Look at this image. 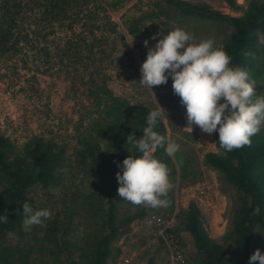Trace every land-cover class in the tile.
Returning <instances> with one entry per match:
<instances>
[{"label":"trees","instance_id":"obj_1","mask_svg":"<svg viewBox=\"0 0 264 264\" xmlns=\"http://www.w3.org/2000/svg\"><path fill=\"white\" fill-rule=\"evenodd\" d=\"M126 1L0 0V59L6 62L17 53L27 56L31 53L34 66L27 67L32 71L28 78L31 83H35L38 78L35 73L42 65L52 66L48 61L53 54L44 31L49 25L66 19L72 24L80 19L91 37L90 41L77 34L64 37L56 44L52 57L64 68L69 87L79 96L76 99L79 114L71 133L75 140L72 152L67 154L65 140L55 135L32 133L18 142L0 129V215L7 214L9 219L0 223V264H112L110 260L121 253L117 240L134 221L143 219L149 210L171 213L175 209L174 184L186 177L190 182L196 181L197 171L191 169L187 157L179 151L169 157L164 148L158 147L154 157L170 169L171 205L159 209L135 206L118 195L120 184L116 174L122 173L118 165L129 156L142 155L127 144V137L130 133L138 139L142 137L147 116L156 110L116 94L95 65L105 55L106 45L114 40L109 39L110 33L118 32L117 23L106 9H117ZM224 2L231 9L238 6L236 0ZM148 21L152 26L161 24L156 42L176 28L183 29L189 21L227 24L231 29L221 37V48L233 58L232 66H240L251 74L256 81L257 96L264 95V45L258 41V35H264V0H248L238 15L223 12L205 0H156L150 9L124 20V26L128 34L138 37L146 32L142 27ZM95 29H99L96 34ZM245 52L254 53L255 59L245 56ZM39 55L43 58H38ZM142 57L145 61L147 54ZM36 58L41 63L37 64ZM86 61L92 63L90 70H87L90 64L79 68ZM26 62L27 57L23 58L24 66ZM6 65L7 71L14 70L9 75L12 80L18 70L14 64ZM82 77L86 79L80 80ZM154 130L167 136L163 121ZM251 140L250 147L226 152L216 132V150L204 152L203 163L235 189L236 202L229 226L219 238L209 234L205 216L195 202L179 207L174 214V231L180 239V232H187L193 248L186 264H248L255 253L258 231L262 233L264 254V127ZM36 186L42 188L49 206L34 204L31 191ZM25 202L34 211L49 209L52 217L43 226L25 228ZM8 234L14 236L12 240ZM157 244L154 250L145 251V264H160L159 253L163 248Z\"/></svg>","mask_w":264,"mask_h":264},{"label":"rangeland","instance_id":"obj_2","mask_svg":"<svg viewBox=\"0 0 264 264\" xmlns=\"http://www.w3.org/2000/svg\"><path fill=\"white\" fill-rule=\"evenodd\" d=\"M155 1L127 0L117 9H110L108 5L106 6L108 7L106 13L117 23L116 28L121 35H118V32L116 34L110 33L109 39L113 37L114 40L111 45H106L104 51L108 52L109 55L105 53L101 61H97L95 65L100 72V76L105 77L108 87L116 94L127 97L133 102L145 103L154 109H158L160 104L167 111L168 119L163 121L166 135L171 141L179 144V152L189 159L191 169L197 171L196 181L190 182L186 177L184 179L179 178V181L174 184L175 209L169 214H175L179 207L193 201L205 216L209 234L214 238H219L229 226L237 192L219 177L216 170L203 163L204 152L216 150L214 133L211 135L204 133L196 125L192 126V131L186 128L188 127L186 108L181 105V98L173 92L171 77H169L166 85L154 86L151 90L140 82L142 78L140 69L145 62L142 55L147 54L148 49L154 47L157 43L152 37L161 33L157 30L161 27V24L157 23L152 26L148 21L146 27H142L146 28V32L138 37L128 34L124 26V20L131 16H137L141 10L150 9ZM205 1L223 12L238 15L244 10L248 0H236L238 6L235 9L229 8L224 0ZM201 25L204 26L201 27ZM193 26H196L197 29H193ZM86 29L80 19L75 20L72 24L66 19L60 22L55 21L49 25L44 31L47 33L46 42L49 43L50 54L55 55L56 44L62 42V39L69 35L86 36L87 40L90 41L91 37ZM183 29L187 32L194 31L195 39L193 43L198 44L211 38L214 39L216 47H221V37L224 33L229 32L231 28L227 24L209 21L195 24L194 21H189ZM94 32L95 34L98 33L99 29H95ZM204 32L206 35H204ZM145 40L149 41L148 47L144 45ZM40 44H43V42ZM26 52H29V50H26ZM28 55L20 52L7 59L6 62L0 59V73L2 74L0 77V129L18 142H22L32 133H42L45 136L55 135L57 139L65 140L66 152L70 154L75 143L71 133L79 114L78 104L76 103L79 96H77V92H73L69 87L70 81L68 76L66 77L67 73L63 67L61 68L55 62V59L52 58L53 55L48 61L52 66L44 67L42 65L41 69L35 73L38 77L35 83L34 81L33 83L29 82L28 78L32 71L27 67L33 68L34 59L31 53ZM42 56L39 55L38 58ZM26 57L27 62L24 66L23 58L26 59ZM98 57H100L99 53ZM39 63L41 61H37V64ZM6 64H14L16 70H18L19 74L14 76L12 80L9 75L14 70L9 68L7 71ZM84 65L88 66L87 70L92 67V63L86 61L79 68ZM45 69L47 70L44 71ZM85 79L82 77L80 80ZM80 80H77L76 83L79 84ZM56 189L52 192L53 198L57 194ZM42 192V188L38 186L32 189L31 194L34 198V204L41 206L48 203L49 206V199L44 201ZM36 205L35 208L38 209ZM152 212L154 211L149 210L147 214ZM159 212L163 213L162 210ZM143 219L134 221L130 225L129 231L117 240L116 245L120 247L121 253L110 260L112 264L146 263L147 255L145 251L154 250L158 244L148 243L145 240L146 226ZM31 227H27V229ZM180 234L184 254L187 258L193 249L191 238L187 232L181 231ZM7 236L10 240L14 237L12 234ZM261 236V231H258L255 235L253 251L259 249L263 254ZM159 254H161L159 258L161 261L165 254L164 252ZM124 257H128L129 261L125 262Z\"/></svg>","mask_w":264,"mask_h":264},{"label":"clouds","instance_id":"obj_3","mask_svg":"<svg viewBox=\"0 0 264 264\" xmlns=\"http://www.w3.org/2000/svg\"><path fill=\"white\" fill-rule=\"evenodd\" d=\"M158 36L159 33L152 39L157 40ZM194 39L193 34L181 28L159 38L148 49L147 59L141 66V84L151 90L154 86L166 85L171 77L173 92L186 108V128L192 131L196 125L209 135L218 132L219 144L226 152L250 147L251 137L264 127V95L257 96L256 81L251 74L240 66H232L233 58L223 48L216 47L214 39L198 44L193 43ZM258 41L264 45V35H258ZM148 44L145 40V47ZM244 55L255 59L254 53ZM167 119V111L159 104L147 116L143 136L138 139L130 133L127 137V144L142 155L127 157L118 165L122 173L117 172L116 178L120 184L118 195L135 206L159 209L171 205L170 169L153 155L158 147L164 148L169 157L180 149L179 144L154 130ZM52 215L49 209L34 211L27 202L23 203L26 228L43 226ZM8 220L7 214L0 215V223ZM83 231L81 228V235ZM257 262L264 264V254L259 249L251 255L248 264Z\"/></svg>","mask_w":264,"mask_h":264},{"label":"built area","instance_id":"obj_4","mask_svg":"<svg viewBox=\"0 0 264 264\" xmlns=\"http://www.w3.org/2000/svg\"><path fill=\"white\" fill-rule=\"evenodd\" d=\"M143 222L146 226L145 240L148 243H160L165 257L160 264H186L182 240L174 231L176 220L174 214L152 212L147 214ZM128 262L129 258L124 257Z\"/></svg>","mask_w":264,"mask_h":264},{"label":"crops","instance_id":"obj_5","mask_svg":"<svg viewBox=\"0 0 264 264\" xmlns=\"http://www.w3.org/2000/svg\"><path fill=\"white\" fill-rule=\"evenodd\" d=\"M190 243V242H189ZM189 256V255H188Z\"/></svg>","mask_w":264,"mask_h":264}]
</instances>
